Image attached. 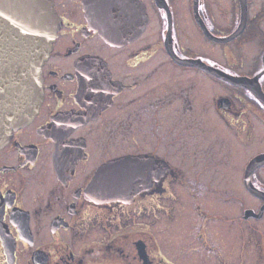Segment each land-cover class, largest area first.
<instances>
[{"label":"flooded vegetation","instance_id":"obj_1","mask_svg":"<svg viewBox=\"0 0 264 264\" xmlns=\"http://www.w3.org/2000/svg\"><path fill=\"white\" fill-rule=\"evenodd\" d=\"M50 1L41 103L0 147V264H264V160L257 194L246 183L264 159V0H120L106 38L93 0ZM128 169L131 188L89 196ZM190 182L198 228L167 254L158 220Z\"/></svg>","mask_w":264,"mask_h":264},{"label":"water","instance_id":"obj_2","mask_svg":"<svg viewBox=\"0 0 264 264\" xmlns=\"http://www.w3.org/2000/svg\"><path fill=\"white\" fill-rule=\"evenodd\" d=\"M119 1L93 0L86 10L87 17L104 38L110 34L108 30L114 27L115 21L118 27L122 25L124 18L117 16L121 12L115 9ZM109 20L113 21L110 23ZM60 26L50 0H0V147L11 137L13 130L31 120L41 103L40 68ZM256 94L264 100L263 94ZM259 158L250 162L246 170L247 187L254 193L258 190L252 186L249 177L251 170L263 162L264 159ZM130 174L129 169L121 171L118 182L122 184L117 188L106 182L98 186L95 178L87 188L89 196L95 200L106 199L118 194L125 186L131 188L129 184L135 179Z\"/></svg>","mask_w":264,"mask_h":264},{"label":"rangeland","instance_id":"obj_3","mask_svg":"<svg viewBox=\"0 0 264 264\" xmlns=\"http://www.w3.org/2000/svg\"><path fill=\"white\" fill-rule=\"evenodd\" d=\"M217 1L222 3V0ZM190 185H192V182H190V184L187 183L183 185L181 188H174L175 195L177 196L175 198L173 219L168 217L169 219L160 218L158 220V242L161 246V250H163L167 254L170 252L174 254L178 250L185 249L187 246L185 245L187 243V239L193 240L190 239L191 236L189 234L191 232H194L193 229L196 230L198 228L197 225L191 227V223L194 222V215H192L193 205L191 203L190 205L188 204L191 199H188V194L186 193ZM206 196L209 199L211 198L210 196H208V194ZM208 207L213 208L211 206ZM196 250H199V252H192V258L196 259L198 258L197 256L201 258L200 254L202 252V248L200 246H197Z\"/></svg>","mask_w":264,"mask_h":264}]
</instances>
